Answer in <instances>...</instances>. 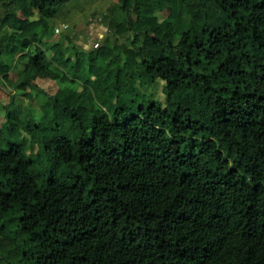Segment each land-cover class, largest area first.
Returning a JSON list of instances; mask_svg holds the SVG:
<instances>
[{
    "label": "trees",
    "instance_id": "trees-1",
    "mask_svg": "<svg viewBox=\"0 0 264 264\" xmlns=\"http://www.w3.org/2000/svg\"><path fill=\"white\" fill-rule=\"evenodd\" d=\"M94 1L0 0V264H264V0Z\"/></svg>",
    "mask_w": 264,
    "mask_h": 264
},
{
    "label": "crops",
    "instance_id": "crops-1",
    "mask_svg": "<svg viewBox=\"0 0 264 264\" xmlns=\"http://www.w3.org/2000/svg\"><path fill=\"white\" fill-rule=\"evenodd\" d=\"M110 1L111 0H95L86 5L84 11L81 12V14H85V18H83L82 22L83 25L75 32L74 41L76 43L80 44L82 47H88L93 41L101 38L106 30V26L101 22L100 14L105 11V7L108 6ZM98 8L102 11L96 13L95 9ZM94 11L96 16L93 15ZM97 14L99 16H97Z\"/></svg>",
    "mask_w": 264,
    "mask_h": 264
},
{
    "label": "rangeland",
    "instance_id": "rangeland-1",
    "mask_svg": "<svg viewBox=\"0 0 264 264\" xmlns=\"http://www.w3.org/2000/svg\"><path fill=\"white\" fill-rule=\"evenodd\" d=\"M95 11H96V13H98L99 11H102V10H100L98 8V9H95ZM95 11L93 12V15L96 16ZM97 16H99V15L97 14ZM83 18H85V14L83 15V14H81V12L72 11L71 13H69L65 17L63 22L60 21L61 20L60 18H57V20L55 22L56 23L55 27L58 28V27H60L61 24L66 23V24L69 25L68 27H70L71 30L74 29L76 31V30H78V29H80L82 27ZM59 30H61V29H59ZM53 31H54V33H57V32H55L54 29H53ZM71 34H73V32H71ZM9 76H10L11 79H14L15 78V73L10 72ZM34 83L36 85H38V86L43 87L46 90H48V88L50 90V87L51 88L53 87V85H52L53 83H52V81H50V79L39 78L38 80H35ZM94 94L95 95H101V86L96 88V90L94 91ZM0 97H4L5 99L7 98L6 97V91H5V88H4L3 84H0ZM108 102H109L108 99H105L104 105L107 106ZM78 112H79L81 118L83 119L85 117V113H86L85 109L84 108H80V109H78ZM21 137H23V135H21Z\"/></svg>",
    "mask_w": 264,
    "mask_h": 264
},
{
    "label": "built area",
    "instance_id": "built-area-1",
    "mask_svg": "<svg viewBox=\"0 0 264 264\" xmlns=\"http://www.w3.org/2000/svg\"><path fill=\"white\" fill-rule=\"evenodd\" d=\"M68 26H69L68 24L63 23V24L60 25V27H58V28L55 27L54 30H55V32H58L59 29H67Z\"/></svg>",
    "mask_w": 264,
    "mask_h": 264
}]
</instances>
